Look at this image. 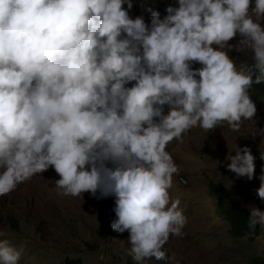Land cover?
Returning a JSON list of instances; mask_svg holds the SVG:
<instances>
[{
  "label": "clouds",
  "instance_id": "obj_1",
  "mask_svg": "<svg viewBox=\"0 0 264 264\" xmlns=\"http://www.w3.org/2000/svg\"><path fill=\"white\" fill-rule=\"evenodd\" d=\"M137 2L0 0V197L50 169L58 195L114 197L111 228L129 233L128 255L142 264L166 260L164 246L187 224L170 194L180 168L168 145L256 118L264 0H173L163 17L147 8L150 23L132 12ZM226 159L238 178H254L248 146ZM261 180L245 238L257 225L264 236ZM22 254L0 239V264Z\"/></svg>",
  "mask_w": 264,
  "mask_h": 264
},
{
  "label": "rangeland",
  "instance_id": "obj_2",
  "mask_svg": "<svg viewBox=\"0 0 264 264\" xmlns=\"http://www.w3.org/2000/svg\"><path fill=\"white\" fill-rule=\"evenodd\" d=\"M169 2L173 0H138L132 12L142 14L150 23L147 8L153 7L163 17ZM230 55L238 65L251 62V53ZM251 98L257 105L256 118L244 121L238 132L227 125L212 132L194 128L184 135L183 142L168 145L180 168L170 194L181 199L187 224L182 236H170L164 246L166 260L152 258L142 264H249L250 259L264 256V236L261 240L256 236L233 239L224 212L226 202H239L247 211V206H257L252 185L258 189L264 177V135L258 132L253 136L264 129L263 84L254 85ZM237 146H248L255 157L250 181L226 168L230 163L226 157L235 155ZM55 179L59 177L50 169L0 197V232L4 234L0 239L10 240L18 249L23 246L19 264H138L127 252L129 233L119 234L111 228L116 218L114 197L96 199L89 193L78 198L61 196ZM8 216L15 223H10ZM261 234L262 230L257 236Z\"/></svg>",
  "mask_w": 264,
  "mask_h": 264
},
{
  "label": "trees",
  "instance_id": "obj_3",
  "mask_svg": "<svg viewBox=\"0 0 264 264\" xmlns=\"http://www.w3.org/2000/svg\"><path fill=\"white\" fill-rule=\"evenodd\" d=\"M257 203L260 204L261 208L264 210V205L258 196ZM224 207L227 223L229 225V235L233 239L245 238L246 234L249 232V229L247 227L249 212L244 209L239 202L226 203ZM7 219L8 221H10V223H15V220L12 216H8ZM259 232L260 229L257 225L255 236H257ZM255 236H248L246 239H253ZM249 264H264V256L250 259Z\"/></svg>",
  "mask_w": 264,
  "mask_h": 264
}]
</instances>
